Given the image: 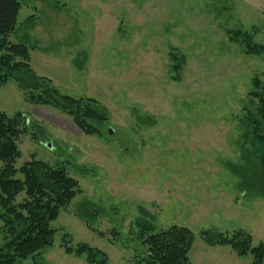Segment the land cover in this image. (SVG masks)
<instances>
[{
	"label": "rangeland",
	"instance_id": "1",
	"mask_svg": "<svg viewBox=\"0 0 264 264\" xmlns=\"http://www.w3.org/2000/svg\"><path fill=\"white\" fill-rule=\"evenodd\" d=\"M19 2L8 40L29 47L36 75L61 94L96 100L107 121L85 135L67 115L30 103L14 80L0 86V111L38 125L20 135L15 167L61 163L81 190L50 223L52 245L18 264H89L63 251L64 235L103 251L107 264H133L145 250L135 235L141 218L156 231L188 228L190 264H250V253L208 245L200 232L243 230L252 246L264 243V193L240 192L224 166L237 162L251 81L264 77V53L247 55L243 36L235 43L227 31L264 46V0ZM86 199L102 214L78 217Z\"/></svg>",
	"mask_w": 264,
	"mask_h": 264
},
{
	"label": "trees",
	"instance_id": "2",
	"mask_svg": "<svg viewBox=\"0 0 264 264\" xmlns=\"http://www.w3.org/2000/svg\"><path fill=\"white\" fill-rule=\"evenodd\" d=\"M20 9L19 0H0V86L12 79L23 90L33 105L57 110L72 119L85 135H94L107 121L105 109L92 98H74L61 94L50 80L38 76L29 61V47L22 42L12 43L8 36L16 27ZM229 40L237 42L243 36L244 53L260 55L264 46L253 42L247 33L227 31ZM172 70L178 73L179 57L173 56ZM183 60V58H182ZM175 78V77H174ZM176 80V78H175ZM248 92L250 107L239 118L240 137L237 162L224 166L233 174L242 193H264V77H254ZM29 116L20 112L8 116L0 111V264H18V261L36 256L52 245L55 230L50 223L61 209L80 193L78 181L69 176L61 163L54 165L31 159L18 169L15 161L20 155L17 141L22 133L36 129ZM19 175V176H18ZM76 214L82 219L95 218L102 208L86 199L77 205ZM136 238L145 246L142 254L134 256L133 264H190L188 252L193 234L183 226L170 225L156 231L146 219L135 221ZM201 238L208 245H227L238 256L252 255L250 264H261L264 243L251 244V236L243 230L227 235L215 229L202 230ZM63 251L66 254L85 256L89 264H107V255L85 243L70 245L64 235ZM35 262V261H34Z\"/></svg>",
	"mask_w": 264,
	"mask_h": 264
},
{
	"label": "water",
	"instance_id": "3",
	"mask_svg": "<svg viewBox=\"0 0 264 264\" xmlns=\"http://www.w3.org/2000/svg\"><path fill=\"white\" fill-rule=\"evenodd\" d=\"M109 132L111 133L112 131H111V130H109Z\"/></svg>",
	"mask_w": 264,
	"mask_h": 264
}]
</instances>
